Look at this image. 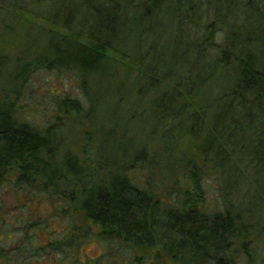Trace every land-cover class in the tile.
Listing matches in <instances>:
<instances>
[{"label": "trees", "instance_id": "1", "mask_svg": "<svg viewBox=\"0 0 264 264\" xmlns=\"http://www.w3.org/2000/svg\"><path fill=\"white\" fill-rule=\"evenodd\" d=\"M125 1L127 10L118 0H19L23 9L0 7L18 28L36 26L47 42L38 52L20 50L13 58L0 52V70H8L0 82V189L12 184L32 198L56 200L58 215L68 219L41 247L8 252L0 241V264L50 256H56L54 264H264V184L261 192L249 179L256 168L264 182V27L241 34V28L228 24L230 14L223 16L218 4L207 8L204 0ZM263 1L245 0L244 5L260 7ZM124 14L129 20L122 19ZM129 21L145 28L147 36L153 27L174 30L168 36L167 64L161 67L159 58L156 67L144 68L150 55L165 54L158 43H147L137 57L119 47L115 31ZM38 73L69 76L79 91L75 98L48 91L51 120L42 130L16 117L19 100L32 92ZM121 81L128 88L123 90ZM92 82L97 89L109 83L106 102L126 92L117 99L126 107L128 124L137 118V105H156L157 122L175 134L162 139L163 163L157 166L182 170L186 179L188 173L191 189L167 203L150 191V182L135 181L131 173L149 171L158 154L135 143L124 151L123 133L114 122H107L106 160L100 149L88 161L85 150L80 156L61 153L63 120L74 114L91 122L106 108L92 98ZM229 170L236 175L233 193L222 186ZM212 184L218 192L214 210L206 204L211 200L206 188ZM65 204L82 216L83 224L74 223ZM26 224L28 240L40 225ZM91 243L99 249L95 257L83 251Z\"/></svg>", "mask_w": 264, "mask_h": 264}, {"label": "rangeland", "instance_id": "2", "mask_svg": "<svg viewBox=\"0 0 264 264\" xmlns=\"http://www.w3.org/2000/svg\"><path fill=\"white\" fill-rule=\"evenodd\" d=\"M12 1L15 4H13ZM21 1L28 2L29 0ZM118 1L123 3V8L126 10L128 9V3L125 0ZM136 1L137 4L141 2V0ZM204 1L206 2L207 8H212L214 5L218 4L223 16L230 14L231 16L228 18V24L241 28V34L252 32L256 27H264V1L260 7H246L244 5L245 0ZM12 5H16L18 8L20 5L22 6V4L19 3V0H0V7L3 10H6V12L13 10L14 7L12 8ZM24 6H22L21 9H23ZM98 6L103 10L109 12L112 11V8L108 5L102 6L99 4ZM257 11L258 13H256ZM6 16V13L0 10V52L2 55L4 54V56H11L13 58L15 55L19 54L20 50L25 52L24 55H27L33 53L34 50L38 52L42 48L47 47L46 40L40 38L35 32L36 26L34 27V30L18 28L15 23L16 20L14 21L12 16ZM122 19L129 20L126 14L122 16ZM13 21L16 26L12 25ZM95 21L98 20L95 18ZM127 26L128 27H121V25H119L115 31L118 33L116 39L121 44L119 47L132 53L133 57H137L140 53L142 55V52H146L147 43H158L159 47L163 48L165 54L160 55L161 51L158 50L155 55H150L144 63V68L156 67L159 58L162 60L161 67L169 62L170 45L168 36L174 35L173 29L162 28L159 30L156 27H153L150 36H147L145 28L139 27L131 21L128 22ZM5 27L13 28V31H6L4 30ZM132 31L133 33H131ZM156 34L160 36L157 37ZM139 36L141 38H139ZM160 60L158 62H160ZM6 68L0 70V82H3L6 79L5 75L8 71ZM110 74H112V70L108 69L107 75ZM106 80L108 81V76ZM105 82L104 86L106 87L109 83L106 84ZM126 83L127 82L125 81H121L119 86L123 85V90H125L128 88ZM105 87L97 89L93 82L91 84L90 92L92 98L97 99L98 101L101 99V101L106 104V108L101 107V110L96 112V115L91 122L83 116L79 117L74 114L63 120L59 129L58 142V148L61 153L63 154L69 150L71 153H76L80 156L81 152L85 150L83 159L88 161L87 159L91 160L92 156L98 153L97 149H100V154L104 155L106 160L107 151L110 150L111 143L106 131L107 122H114L119 125L120 130L122 131L121 133H123L124 151L128 150L129 143H135L138 148H141L142 146H149V148L153 147V150L158 154L155 157V165L151 167L149 171L140 170L131 173L135 181L143 185L145 180L150 182V186H148L150 191L156 195L160 201L167 203L172 202L174 196H180L182 191L191 189L192 184L188 180V173L186 179V175L182 173V170L169 172L168 170L161 168L163 165L161 167L157 166L163 163L161 160L163 159L161 156L163 155L162 139H165L164 142H166L168 139L171 140V136H175V134H170L169 131H167L168 129H163L164 126L157 122V115L154 113L156 105L152 103L148 104L147 102L137 105L138 108L135 109L134 114L137 118L128 124L129 115L126 113V107L124 106V103H118L117 99L124 96V94L126 95V92L124 91L123 94L120 93V97H111L113 101L109 100L106 102V100L110 99V92ZM31 91L32 92L24 93L19 100L18 106L20 108L16 117L19 122L29 123L38 130H42L47 126V122L51 120L50 115L52 109L50 106V98L47 95L48 91L54 92V94H59L60 96L67 95L72 98L79 97V91L76 88V81L66 75L38 73L32 80ZM142 111H147V113L145 116L140 117L139 115ZM170 127H173V125H170ZM98 129L103 130V134L100 132L97 133ZM87 135L91 139L90 143L88 142ZM177 135L182 134L178 131ZM153 143H155V146H153ZM198 161L200 162L199 159ZM235 178V173L232 170H229V175L223 179L222 186L224 192H234V187L236 185V181H234ZM250 178L258 185L262 183L264 184L260 179L259 170L256 168L250 173L249 179ZM10 185L12 184H4L0 189V241L5 245L8 252L16 247L21 248L28 245L35 248L41 247L48 241L54 240L52 239V237H55L53 235L62 231L68 223L67 218L58 215L57 212L60 209V206H58L56 200H49L46 196L32 198V195L29 192L13 189ZM259 190L261 192L263 191L262 185H260ZM206 191L208 197L211 198V200H207V207L214 210L217 208V206H215V201L218 198L217 188L212 184V186L206 188ZM244 206L246 207L248 205L245 203ZM63 209L68 215H70L76 225L84 223L82 216L78 213H73L67 204H65ZM259 213L260 210H257V214ZM25 222H27L26 226L29 223H36V226L40 225L39 228L28 234V240H25V238H27V232L24 227ZM257 245L261 246L260 243ZM83 251L90 257H95L99 253V249L94 243L87 244ZM252 254L254 253L252 252ZM56 259V256H50L47 258H36V260L30 259L26 262H28V264H54ZM11 260L12 259L9 258L8 261L12 262L9 264H13V260ZM16 261L17 264H23V261L19 258ZM3 262L5 261L3 260ZM165 264L175 263L165 261Z\"/></svg>", "mask_w": 264, "mask_h": 264}]
</instances>
